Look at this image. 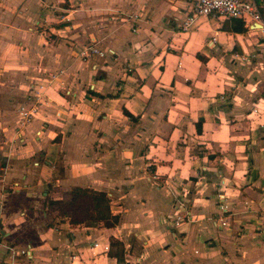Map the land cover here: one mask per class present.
Wrapping results in <instances>:
<instances>
[{
    "label": "crops",
    "instance_id": "0c3cea01",
    "mask_svg": "<svg viewBox=\"0 0 264 264\" xmlns=\"http://www.w3.org/2000/svg\"><path fill=\"white\" fill-rule=\"evenodd\" d=\"M192 3L0 0V264H264V45L221 15L183 28ZM49 72L74 93L53 80L60 114L18 127ZM74 186L106 191L116 223L47 210Z\"/></svg>",
    "mask_w": 264,
    "mask_h": 264
},
{
    "label": "built area",
    "instance_id": "2783aa9c",
    "mask_svg": "<svg viewBox=\"0 0 264 264\" xmlns=\"http://www.w3.org/2000/svg\"><path fill=\"white\" fill-rule=\"evenodd\" d=\"M197 15H212V16H225V17H237L244 21V24L249 28V30L259 31L261 41L264 45V14L260 8L258 0H193L192 11L189 16L183 22V28H186L190 22ZM104 50L95 44L81 45L78 50V55L82 59L89 58L92 55H104ZM95 66V65H93ZM61 71V70H60ZM60 73L49 72L46 76L41 79L32 80L29 83V90L27 93V98L30 99V105L26 107L25 105H20L17 109V119L18 127H23L26 122H28L32 117L36 116L39 111V107L53 106L56 115L60 114V109L55 108L61 104L58 100H55L46 91L48 86L53 80H57ZM59 82V87L62 88V96L73 94L74 92L67 86H64L63 80H57ZM60 97L61 99L63 97ZM39 133V130H38ZM18 185V183H16ZM222 197V195H219ZM219 208L223 211L226 205L222 203L219 204ZM222 224L225 221L221 222ZM4 234L2 231V226L0 224V243ZM105 249H108V245H105ZM17 253L24 255L27 258L32 257V251L27 244L21 247ZM73 257V256H72ZM19 260H13L11 264L18 263Z\"/></svg>",
    "mask_w": 264,
    "mask_h": 264
},
{
    "label": "trees",
    "instance_id": "16d2710c",
    "mask_svg": "<svg viewBox=\"0 0 264 264\" xmlns=\"http://www.w3.org/2000/svg\"><path fill=\"white\" fill-rule=\"evenodd\" d=\"M264 2V0H262ZM264 12V10L262 11ZM222 26L235 32H244L246 26L242 19L237 17L225 18ZM110 95V94H106ZM123 111L132 120L137 119L131 112L123 108ZM196 130L200 131V123L195 122ZM110 198L106 191L90 187L74 186L66 197L48 198L47 210L55 212L60 219L68 220L72 224H84L86 226H113L118 215L112 214L109 204Z\"/></svg>",
    "mask_w": 264,
    "mask_h": 264
},
{
    "label": "rangeland",
    "instance_id": "374dc122",
    "mask_svg": "<svg viewBox=\"0 0 264 264\" xmlns=\"http://www.w3.org/2000/svg\"><path fill=\"white\" fill-rule=\"evenodd\" d=\"M37 53L35 52L34 53V58H32L31 59V62H32V68H34V70H36L37 68H38V65H37V63L39 64V62L40 63H43L45 60H43L42 59V56L41 55H36ZM46 63V62H45ZM66 63H65V60H62L61 61V63L59 62V65H56L54 68H56V67H58L59 68V66L60 65H65ZM47 72H43V74H46ZM23 75H20L19 77H18V81L19 80H21V79H23ZM12 100V99H11ZM19 101H23V100H21V98H18V99H16L15 100V102H13V108L14 107H16L17 106V104L19 103ZM254 109V108H253ZM255 110V109H254Z\"/></svg>",
    "mask_w": 264,
    "mask_h": 264
}]
</instances>
